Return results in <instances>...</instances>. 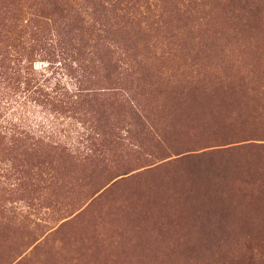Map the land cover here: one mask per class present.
Returning <instances> with one entry per match:
<instances>
[{"label": "rangeland", "instance_id": "374dc122", "mask_svg": "<svg viewBox=\"0 0 264 264\" xmlns=\"http://www.w3.org/2000/svg\"><path fill=\"white\" fill-rule=\"evenodd\" d=\"M44 33L78 44L57 129L90 150L0 149V264H264V0H0V131Z\"/></svg>", "mask_w": 264, "mask_h": 264}, {"label": "trees", "instance_id": "16d2710c", "mask_svg": "<svg viewBox=\"0 0 264 264\" xmlns=\"http://www.w3.org/2000/svg\"><path fill=\"white\" fill-rule=\"evenodd\" d=\"M54 34L55 33L52 35ZM46 35L45 33L40 34L39 37L34 40L35 44L38 42L41 45L38 54L45 59L44 67H41V70H49L50 77L41 79L42 73L40 70L38 72L31 68L29 70L27 63H19L20 61L14 63L15 61L13 60L10 62L12 64L11 67L6 66L9 67V69H13L15 66V70H13V72H15V81H18V84L20 83V86H23L21 90H19L17 83L15 85V105L19 106L21 109L18 111L15 108V114L17 113L18 116V123L11 132H7L5 128L0 131V149L12 150L16 143H21V145H25L21 151L23 154H29L28 150H30L33 153L32 155L35 156L41 150H45L51 155L58 152L68 157H77V155L79 156L82 154L88 156L87 153L90 147L87 143L80 145L76 140L77 144H75L72 141L75 138H71L72 140H70V135L61 132L58 133L57 129V124L60 123L61 120L63 121V119H74V121H78L76 116L77 103L75 102V97L79 93V73L84 70L82 61L77 58L79 53L78 44L74 43L68 47L64 39L58 38V35L55 39L52 38L51 35ZM115 47L118 48L116 45ZM4 58L5 56L3 57L0 55V62L5 61ZM23 61H26V59ZM0 67H2V65H0ZM56 70L60 71V74H63L64 70V75L70 79V88L66 85H61L60 80H58L59 78H53L54 76L52 74L56 72ZM4 74V71L0 70V79L3 81L6 79V77H2ZM50 78L53 80L49 81ZM9 89L12 90L9 91ZM9 89L0 91V95H3L2 98L5 97V99H9L12 97L11 94L14 93L13 86ZM16 93H18V95H16ZM67 97L71 99L68 101L66 99ZM26 101L32 102V105L36 108L33 109L31 106L26 107ZM28 112H30V114H28ZM48 117H50V119ZM21 122H23L24 125H22ZM69 123L75 126L72 121H68V125ZM5 136L11 138V142L8 144L3 141L2 137ZM18 146L19 145H17V147ZM26 150L28 152H26ZM0 163L2 162L0 161ZM20 178L21 177H14V181L9 182L7 186L20 187Z\"/></svg>", "mask_w": 264, "mask_h": 264}]
</instances>
